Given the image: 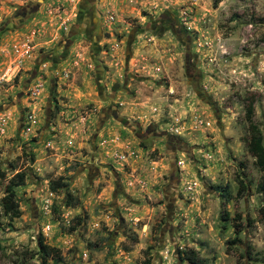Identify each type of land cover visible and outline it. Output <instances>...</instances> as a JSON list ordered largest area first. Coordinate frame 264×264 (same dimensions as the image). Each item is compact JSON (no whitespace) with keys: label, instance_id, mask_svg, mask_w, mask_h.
<instances>
[{"label":"rangeland","instance_id":"374dc122","mask_svg":"<svg viewBox=\"0 0 264 264\" xmlns=\"http://www.w3.org/2000/svg\"><path fill=\"white\" fill-rule=\"evenodd\" d=\"M37 1L0 0V264H264V0Z\"/></svg>","mask_w":264,"mask_h":264},{"label":"trees","instance_id":"16d2710c","mask_svg":"<svg viewBox=\"0 0 264 264\" xmlns=\"http://www.w3.org/2000/svg\"><path fill=\"white\" fill-rule=\"evenodd\" d=\"M253 104L249 103L245 109V119L248 124L249 138L247 139L248 150L252 153L255 158L256 165L259 169L264 170V144L263 136L259 130L258 125L253 121ZM15 178L17 182L9 183L5 189L6 195L2 199V210L3 213L10 219L13 220L18 218L20 213L18 210V205L15 203V188L20 186L24 180V174L18 173ZM60 187L55 181L50 183V189L55 192L57 188ZM72 197L66 201L68 205H72ZM39 254L42 259L51 258L54 264L61 262V257L57 249L51 248L43 243V240L39 241ZM191 264H199L196 262V258H189Z\"/></svg>","mask_w":264,"mask_h":264},{"label":"water","instance_id":"95a60500","mask_svg":"<svg viewBox=\"0 0 264 264\" xmlns=\"http://www.w3.org/2000/svg\"><path fill=\"white\" fill-rule=\"evenodd\" d=\"M42 2H43V0H38V1L36 2V4L33 5V6L28 10V12H29L30 14H34V13L39 9V7L41 6ZM28 16H29L28 14H25V15H22L21 17H22V19L25 21V20L28 19Z\"/></svg>","mask_w":264,"mask_h":264}]
</instances>
